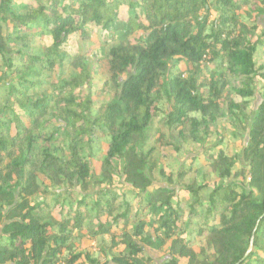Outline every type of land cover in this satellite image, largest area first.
Listing matches in <instances>:
<instances>
[{"label": "trees", "instance_id": "1", "mask_svg": "<svg viewBox=\"0 0 264 264\" xmlns=\"http://www.w3.org/2000/svg\"><path fill=\"white\" fill-rule=\"evenodd\" d=\"M254 14L264 20V0H0V264H153L171 242L162 264H264ZM93 37L105 64L92 70ZM257 95L238 162L231 140ZM224 134L203 162L176 166ZM147 174L177 188L149 191Z\"/></svg>", "mask_w": 264, "mask_h": 264}, {"label": "rangeland", "instance_id": "2", "mask_svg": "<svg viewBox=\"0 0 264 264\" xmlns=\"http://www.w3.org/2000/svg\"><path fill=\"white\" fill-rule=\"evenodd\" d=\"M127 12H128V8L123 6L120 10V15L122 16V18H125V16L127 15ZM244 12H245V10H244ZM253 16H254L253 19H257V21L259 20V23L261 25H264L263 18L256 17L257 16L256 14H254ZM93 40H96V37H93ZM97 48H98V41L96 40L95 46L89 51V58H90L89 64H90V67L92 70L96 67L97 64H98V66L99 65L102 66V68H104L103 65L105 64L104 61L96 64L95 61H96V54L97 53L95 52V50ZM181 68H182L183 73H184V78L191 77V78L196 79L197 82H199V83L202 82V78L200 75L202 68H193L192 66H190L186 63L182 64ZM101 72H103L102 69H101ZM108 90H109V93L111 96H114L115 93H117L116 92L117 91L116 86L115 87L114 86L109 87ZM107 98H109V96ZM105 99H106V97H105ZM259 102H260V98L257 95L255 102L252 104L251 114L249 116H246L243 119V122L240 123V126L238 127V129L234 130L233 137H235L236 139L234 138L235 141L231 140V143L232 144L236 143L235 147H236V152H237L236 156H237L238 162H240V161L243 162L242 151H243L244 147L248 144L250 126H251L254 114L256 113ZM223 138H224V141H221V138L219 136L218 139L214 143H212L209 147L206 146V143L204 141L199 140L196 143V149L191 150L184 157L175 160L176 166H178V167L189 166L191 163L193 164L197 160L203 162L204 159L209 154L208 153L209 151L212 152V150H214L216 148L218 149L220 146L223 145L224 142H226L227 135L224 134ZM108 148L109 147L104 142L103 143L104 151L107 152ZM166 152L170 155L171 150L169 148H167ZM93 167H94L97 179H100L101 175H102V167H101L100 160L94 161ZM165 174L169 175L167 168H165ZM147 175L150 176L154 180V185H153L154 187H151L149 189V191H154L155 189H157V186L167 187L170 189H176L177 188V186H175V185L173 186V185L168 184L166 182L165 178L159 179L158 180L159 182H158L157 180H155L154 176L149 175V174H147ZM111 184H112L111 186L116 187L117 189H124V188L128 187V185L123 182V179L121 176H117L116 178H113V181ZM212 184L227 185L230 183H229V180L218 179L216 182H211V185ZM235 187L237 188V190L239 192H241L240 186H235ZM93 193H94V190L92 192H90L91 195ZM84 245L92 251H94V249L96 247L95 242H93L90 238H87L86 241H84ZM171 246H172V242L170 244H168L167 247L164 248V250H162L160 253H158V255H156L154 257L153 264H162V262H164L166 259L171 258L172 255L177 256L176 250L175 249L171 250ZM121 249H124V247L121 245H118L116 247L111 246L109 249H106V252H107L106 256H107L108 260L111 259V257H112L111 255L113 253H116L117 250H121ZM197 252H199V250H197Z\"/></svg>", "mask_w": 264, "mask_h": 264}, {"label": "water", "instance_id": "3", "mask_svg": "<svg viewBox=\"0 0 264 264\" xmlns=\"http://www.w3.org/2000/svg\"><path fill=\"white\" fill-rule=\"evenodd\" d=\"M252 247H253V241L251 242V248H250V250L252 249ZM250 250L246 253L245 258L249 255Z\"/></svg>", "mask_w": 264, "mask_h": 264}]
</instances>
